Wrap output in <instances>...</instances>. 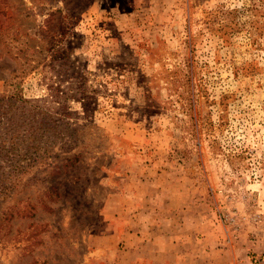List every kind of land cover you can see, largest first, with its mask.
I'll use <instances>...</instances> for the list:
<instances>
[{
    "label": "rangeland",
    "instance_id": "1",
    "mask_svg": "<svg viewBox=\"0 0 264 264\" xmlns=\"http://www.w3.org/2000/svg\"><path fill=\"white\" fill-rule=\"evenodd\" d=\"M0 264H264V0H0Z\"/></svg>",
    "mask_w": 264,
    "mask_h": 264
}]
</instances>
